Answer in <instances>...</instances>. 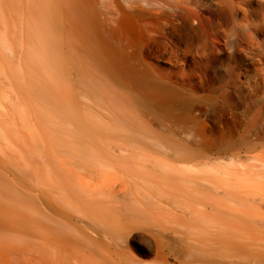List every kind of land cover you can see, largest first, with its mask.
I'll list each match as a JSON object with an SVG mask.
<instances>
[{
	"label": "rangeland",
	"instance_id": "rangeland-1",
	"mask_svg": "<svg viewBox=\"0 0 264 264\" xmlns=\"http://www.w3.org/2000/svg\"><path fill=\"white\" fill-rule=\"evenodd\" d=\"M6 2L11 14L14 4ZM118 25L123 42L125 30ZM137 41L158 78L192 100L188 109L182 102L175 107L191 122L180 126L141 108L140 120L119 121L116 117L126 108L104 83L82 74L73 81L57 68L56 60H46V76L54 77L67 96L57 105L67 123L63 121V152L94 167L77 168L88 195L76 193L74 202H67L42 184L18 183L12 167L11 174L3 171L0 249L25 245L20 228L11 222L18 214L41 217L49 224L52 217H72L79 223L77 231L94 237L104 215L110 224H127L121 232L127 242L114 240L125 252L115 264H237L244 262L239 254L245 253L247 243L251 264H264V59L221 53L185 60L154 24L143 25ZM19 52L11 34V102L25 82L36 84L37 71L25 67ZM24 133L21 126L6 124L0 144L12 154L16 135L28 136ZM186 155L209 159L191 163ZM96 159L105 164L98 166ZM82 200L96 209L86 211ZM234 213L250 218V234L238 232L234 238L233 232H225L221 225L232 221ZM105 238L102 247L111 242ZM231 242L238 254L229 247ZM65 251L66 261L73 263L76 248L65 246Z\"/></svg>",
	"mask_w": 264,
	"mask_h": 264
},
{
	"label": "bare ground",
	"instance_id": "bare-ground-1",
	"mask_svg": "<svg viewBox=\"0 0 264 264\" xmlns=\"http://www.w3.org/2000/svg\"><path fill=\"white\" fill-rule=\"evenodd\" d=\"M5 2L0 0V130L6 124L19 125L28 136L16 135L17 149L12 154L11 149L0 144V178L3 171L11 174L12 167L18 174V183L42 184L67 202H74L76 193L88 195L79 170L94 167L75 154L63 152L64 116L57 111V105H62L67 96H63L54 77L46 76V60H56L57 68L73 81L82 74L92 75L95 83H104L126 108V113L116 117L119 121L140 120L141 108L156 117L174 119L177 125L185 127L190 118L176 112L175 107L182 102L183 108L188 109L193 102L165 85L154 66L144 61L137 41L143 25H158L175 48L174 53L185 60L221 53L257 55L264 59V0H12V23ZM118 24L125 30L123 42ZM11 34L25 67L37 71L36 84L31 85L33 80L28 84L22 81L24 89L12 102ZM94 92L99 93L97 88ZM66 102L69 108L71 103ZM185 157L191 163L205 158ZM96 161L98 166L105 164L100 159ZM81 203L88 212L96 209L91 203L83 200ZM235 213L233 218L229 217L232 221H223L225 232H233L234 238L238 232L250 234V218ZM17 217H12L11 222L20 228L18 233L25 245L0 249V264H115L116 258L125 255L114 240L127 242L121 233L127 224L121 222L119 227L110 224L104 215L97 228L99 232L94 231L95 237L83 229L77 231L79 223L72 217L59 215L62 220L52 217L50 224L41 217L23 214ZM103 238L111 242L102 247ZM247 245L250 246L249 243L243 246L245 253L239 254L244 262L237 264L252 263ZM65 246L77 250L72 255L73 263L66 261ZM229 247L239 253L232 242Z\"/></svg>",
	"mask_w": 264,
	"mask_h": 264
}]
</instances>
